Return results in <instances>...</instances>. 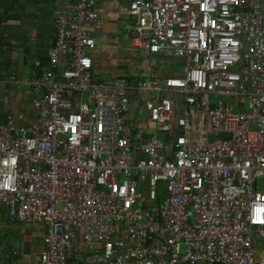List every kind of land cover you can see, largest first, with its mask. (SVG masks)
I'll return each mask as SVG.
<instances>
[{
    "label": "built area",
    "instance_id": "2783aa9c",
    "mask_svg": "<svg viewBox=\"0 0 264 264\" xmlns=\"http://www.w3.org/2000/svg\"><path fill=\"white\" fill-rule=\"evenodd\" d=\"M96 2L0 81L35 94L0 117V207L45 231L29 264H264V0H131L138 58L111 83Z\"/></svg>",
    "mask_w": 264,
    "mask_h": 264
},
{
    "label": "crops",
    "instance_id": "0c3cea01",
    "mask_svg": "<svg viewBox=\"0 0 264 264\" xmlns=\"http://www.w3.org/2000/svg\"><path fill=\"white\" fill-rule=\"evenodd\" d=\"M131 0H97L101 17L99 38L112 46L92 56V70L105 82H113L127 64L138 58L131 43L137 18L130 14ZM70 0H0V81L10 71L19 77H34L36 61L44 62L54 43V16ZM129 32V34H128ZM142 58V56H141ZM105 76V80L102 78ZM28 89L8 88L0 98V117L9 113L33 114L23 106ZM34 94V93H32ZM31 95V94H30ZM35 97V94H34ZM44 227L9 223L5 207L0 209V264H29L31 254L44 248ZM74 264L77 263L74 261Z\"/></svg>",
    "mask_w": 264,
    "mask_h": 264
},
{
    "label": "rangeland",
    "instance_id": "374dc122",
    "mask_svg": "<svg viewBox=\"0 0 264 264\" xmlns=\"http://www.w3.org/2000/svg\"><path fill=\"white\" fill-rule=\"evenodd\" d=\"M128 34H129V32H128ZM150 65V62L148 61V60H142V61H139V67H148ZM141 69V68H140ZM166 69H170V70H172V71H174V72H176L177 74H180V73H182V68H179L177 65H176V63L175 62H173L171 65H168L167 67H166ZM149 69H147V71H148ZM102 78L105 80V76H102ZM28 95H26V94H22L23 95V106H24V108H26V109H29L31 112H33V99H34V94H32V92H31V90H28ZM31 94V95H30ZM139 96L141 97V98H146L147 97V94H145V93H139ZM136 114H141V112H135V111H132L131 112V114H130V117H131V119H134V117H135V115ZM1 118H3V116H1ZM158 188H159V193L160 194H163V191H164V189H165V183H159L158 184ZM34 253H36V252H34Z\"/></svg>",
    "mask_w": 264,
    "mask_h": 264
},
{
    "label": "trees",
    "instance_id": "16d2710c",
    "mask_svg": "<svg viewBox=\"0 0 264 264\" xmlns=\"http://www.w3.org/2000/svg\"><path fill=\"white\" fill-rule=\"evenodd\" d=\"M2 207H5V206H2ZM0 209H1V207H0ZM5 210L7 211V214H8V220H9V223H11V222H10V210L7 209V207H5ZM12 224H14V223H12ZM16 224H17V223H16ZM24 226H30V225H24ZM44 233H45V231H44ZM44 236H45V234H44ZM44 246H45V242H44ZM42 250H44V248H43ZM74 261L77 262V260H76L75 258H73L72 261H71V264H74ZM84 264H87V263L84 262Z\"/></svg>",
    "mask_w": 264,
    "mask_h": 264
}]
</instances>
